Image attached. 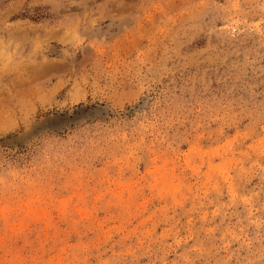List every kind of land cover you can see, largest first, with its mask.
Returning a JSON list of instances; mask_svg holds the SVG:
<instances>
[{
	"label": "rangeland",
	"instance_id": "1",
	"mask_svg": "<svg viewBox=\"0 0 264 264\" xmlns=\"http://www.w3.org/2000/svg\"><path fill=\"white\" fill-rule=\"evenodd\" d=\"M0 264H264V0H0Z\"/></svg>",
	"mask_w": 264,
	"mask_h": 264
}]
</instances>
